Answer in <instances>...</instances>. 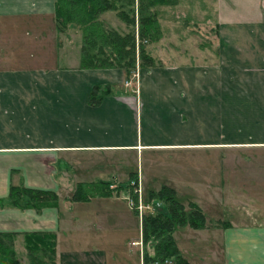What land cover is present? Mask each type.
<instances>
[{
    "label": "crops",
    "instance_id": "crops-1",
    "mask_svg": "<svg viewBox=\"0 0 264 264\" xmlns=\"http://www.w3.org/2000/svg\"><path fill=\"white\" fill-rule=\"evenodd\" d=\"M180 1L199 6L212 43L150 46L156 65L127 85L121 69L61 64L58 0H0V199L12 186L60 197L41 211L0 207V232L23 241L52 232L57 264H102L101 242L60 253L59 240L80 231L90 243L133 225V214L116 203L122 197H96L84 203L118 206L84 221L68 198L79 183L140 179L147 192L168 185L203 209L207 227L198 231L212 230L206 248L217 259L220 249L222 264H264V0ZM98 85L111 91L92 103ZM134 241L122 248L132 259Z\"/></svg>",
    "mask_w": 264,
    "mask_h": 264
},
{
    "label": "trees",
    "instance_id": "trees-1",
    "mask_svg": "<svg viewBox=\"0 0 264 264\" xmlns=\"http://www.w3.org/2000/svg\"><path fill=\"white\" fill-rule=\"evenodd\" d=\"M135 3V0H132ZM142 7L152 8L159 4H175L178 0H141ZM147 1V3H146ZM174 1V2H173ZM116 0H68L69 6L75 12V8H80V16L94 19L98 13L117 8ZM64 0L57 2V17L62 20V6ZM153 13V12H152ZM143 13L140 21L139 40L144 42H155L162 37L160 23L155 15ZM126 17V18H125ZM128 23H135L125 15ZM134 25V24H133ZM96 26V24H95ZM95 26L93 28H95ZM86 34V45L82 48L81 68L85 69H109L124 68L128 75L136 68L137 52L141 60V66L149 67L156 65V59L146 51L145 43L138 45L137 33L135 31L122 35L117 30L100 31L96 28ZM101 39V43L99 39ZM89 44V45H87ZM101 44V45H99ZM91 45V46H90ZM94 45V46H92ZM96 50L93 53L92 48ZM111 91L109 86H95L92 89L90 101L98 103L102 96ZM133 177V175L131 176ZM129 182L121 184L117 190L127 187ZM110 182L97 181L92 183H79L73 196L68 198L75 202L89 201L93 197L112 196L109 190ZM158 199L168 204V211L146 213L142 218V237L144 247L150 244L154 247V253L146 251L144 259L146 263L160 261L166 263L167 260H174L175 264H193L181 253L174 232L177 227L190 225L195 229L207 227V217L203 209L196 203L185 204L177 197L174 188L163 185L159 190L150 191V198ZM148 200V201H149ZM60 197L55 191L42 190L25 186H12L7 198L0 199V207H15L19 209H35L41 211L46 207H58ZM16 232H0V264H21L15 249ZM29 264H57V236L55 233L47 231L27 232L24 235Z\"/></svg>",
    "mask_w": 264,
    "mask_h": 264
},
{
    "label": "rangeland",
    "instance_id": "rangeland-1",
    "mask_svg": "<svg viewBox=\"0 0 264 264\" xmlns=\"http://www.w3.org/2000/svg\"><path fill=\"white\" fill-rule=\"evenodd\" d=\"M117 2V8L113 10H106L103 12H100L97 14V16L90 20V18L84 16H80L79 13L80 8H75V12L73 13V9L69 6L68 0H64V4L62 6L63 10L61 12L62 14V20H61V44H62V58H61V64L63 66L66 65H83L82 63V48L86 45V34L88 32H92L91 30H94L95 28L99 32L100 31H110V30H117L122 35L128 34L130 32L135 31L137 33L138 38V45L140 43H145L146 51L150 53V46L158 45V46H165L167 48L172 47V45H179L180 47H191L195 48L196 45L201 44L203 45L210 42L212 43L211 37H207L205 34L207 33L209 27L211 24L209 23L208 19L204 18V13L200 11L199 6H197L196 3H193L192 1H184L181 3L180 0H178L175 4H159L157 6H154L152 8H146V6L142 7V1L141 0H135V3L132 0H116ZM148 1V0H147ZM146 1V3H147ZM174 2V1H173ZM153 12V13H152ZM143 13H148L152 15H155V18L158 19L160 23V29L162 33V37L159 38L158 41L155 42H147V41H140L139 40V31H140V21H141V15ZM125 15L131 19V21L135 20V23L131 25V23H128L125 20ZM125 17V18H124ZM96 24V26H95ZM95 26V28H93ZM97 39H99V42L101 43V39L98 37V35H95ZM99 44V45H101ZM89 45V44H87ZM103 45V44H102ZM91 46V45H90ZM94 46V45H92ZM92 48L93 53L96 52L95 49ZM151 55V53H150ZM76 59V61L74 60ZM144 66H141V60L139 58V52H137V58H136V68L132 71L131 75H128L129 78L127 80L131 81V85L135 84L136 81H138L139 75H140V69ZM105 69V68H101ZM109 69H121L124 70L126 73L127 71L124 68H109ZM126 80V84H127ZM133 82V83H132ZM137 189H140V194H136V198L139 196H143V199L148 201L150 198V192L146 191V188L142 187L141 180L137 179L136 184ZM109 190L113 192V196L117 195L119 197H122V199H119V201H116V203L119 204V206H123V208L127 211V213L132 215L134 217V224L130 227H124V229H108V231L105 232L103 238L98 233H95L97 237H93L90 243L88 242V239H90L91 235L87 232H78V238L76 241L69 242L65 239H60V253L64 250H67L69 247L72 248H78L79 246L89 247L93 246L95 243L101 242V244H97L98 246H102L104 248L105 256L102 257L104 260L102 261V264H139V251L142 255L143 259V253L145 254L146 251L150 252L151 254L154 253V247L153 245L145 246L139 245L135 247V256L134 258H129L125 255L124 246L130 250L129 242L131 239L136 238L137 240L142 239V226L139 223V219L142 221L143 216L137 211V209L131 208L129 205V199L127 198L130 195H135V186L134 184L130 183L127 185V187H124L122 190L113 187H109ZM131 197V196H130ZM135 197V196H134ZM96 198V197H93ZM100 202V200L92 201L90 203H84L80 202L78 203L76 209V212H80L83 216V220H91L92 216L95 217L93 214V210L95 211H103L107 206H118V205H111V204H102L94 207L96 203ZM150 203L154 204L152 208L145 209L144 215L146 213H155L158 210L161 212H167L168 211V204H166L163 201H160L158 199H151ZM155 207V209H154ZM86 211V213L84 212ZM120 211V210H119ZM120 213H122L120 211ZM228 218L227 215H224V219L226 220ZM129 223V222H128ZM127 226V225H126ZM83 231H89V230H96L97 229H89L88 227H83ZM176 229H179L177 233V240L180 243L184 254L190 259L189 261L193 264H222L220 260V249H217L219 251L218 258L217 259L214 256V249L213 251L210 250V248H206L207 243L210 242L211 237L214 235L213 232H210L212 230H209L207 232H199L198 230L202 229H195L192 228L190 225L183 226V227H177ZM204 229V228H203ZM103 230V229H102ZM176 232V230H175ZM174 232V235H175ZM175 237V236H174ZM205 237V238H204ZM209 237V238H208ZM101 241H99V240ZM176 239V238H175ZM205 239V242H203ZM207 239V240H206ZM210 239V240H209ZM177 242V241H176ZM91 244V245H89ZM82 248V247H80ZM96 248V247H95ZM15 249L17 253V257L20 259L21 264H29V260L27 257V249L25 245V241L22 240L21 237H17L15 241ZM122 249V250H121ZM210 250V251H209ZM93 253L86 255V257H90ZM94 257L97 255L96 252H94ZM83 258L86 259L85 255H82ZM101 256L97 257L94 261L97 263L99 261ZM123 259H128L127 261ZM145 260V259H144ZM90 261L89 260H85ZM143 262V261H142ZM88 264H91L88 262ZM142 264V263H141ZM150 264H175L174 260H167L166 263H161L160 261H155L154 263Z\"/></svg>",
    "mask_w": 264,
    "mask_h": 264
},
{
    "label": "built area",
    "instance_id": "built-area-1",
    "mask_svg": "<svg viewBox=\"0 0 264 264\" xmlns=\"http://www.w3.org/2000/svg\"><path fill=\"white\" fill-rule=\"evenodd\" d=\"M127 85H131V81L130 80H127ZM130 183L134 184V186H135V195H133V196L130 195L131 197L130 196L127 197L129 199V205H130L131 208L137 209V211H139L141 216H143L144 212H145V209L152 208V206H154V204L144 200L143 196H141V195L139 196V199H138V197L136 198V196H137L136 194H138V193L140 194V192H141V190L137 189V187H136L137 179H132ZM154 209H155V207H154ZM132 245H136V246L141 245L142 246L143 245V241L142 240L134 241V242H132ZM142 264H149V263H146L145 260L143 259Z\"/></svg>",
    "mask_w": 264,
    "mask_h": 264
},
{
    "label": "bare ground",
    "instance_id": "bare-ground-1",
    "mask_svg": "<svg viewBox=\"0 0 264 264\" xmlns=\"http://www.w3.org/2000/svg\"><path fill=\"white\" fill-rule=\"evenodd\" d=\"M133 83V82H132Z\"/></svg>",
    "mask_w": 264,
    "mask_h": 264
}]
</instances>
